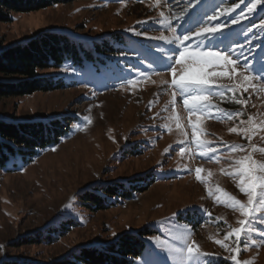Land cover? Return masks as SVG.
<instances>
[{
	"label": "rangeland",
	"instance_id": "obj_1",
	"mask_svg": "<svg viewBox=\"0 0 264 264\" xmlns=\"http://www.w3.org/2000/svg\"><path fill=\"white\" fill-rule=\"evenodd\" d=\"M177 3L74 0L11 13L10 21L0 22V41L6 44L46 29L89 38L119 30L130 36L124 43L125 53L105 57L102 65L93 62L58 69L71 87L0 97V117L78 120L71 123L67 138L31 163L0 171V262L44 264L82 244L113 241L125 232L151 226L156 233L146 237L147 247L134 264H264V188L257 187L251 218L230 207L228 199L232 196L247 204L249 193L240 190L238 160L251 157L247 163L264 164V14L258 17L264 1L240 0L233 6L237 12L220 10L221 24L211 27L218 29L212 34L200 33L195 18L187 25ZM253 4L256 7L249 12ZM256 17L260 20L249 22L248 18ZM161 19L166 22L162 24ZM238 22L246 26L239 33L233 29ZM174 36L181 41L189 36V40L182 46ZM189 44V51L216 52L234 61L204 65L202 70L192 64L189 76L215 81L205 86L203 94L209 95L212 105L205 113L191 112V104H184L187 97L172 83V68L177 69L178 79L184 67L176 58ZM184 64H191L190 58ZM232 68H236L234 75ZM223 71L229 75H213ZM12 78L17 76L7 77ZM199 87L192 86L193 96L202 94ZM193 124L199 130L196 139ZM255 174L264 175V171L257 168ZM143 176L154 182L134 198L107 209L89 208L78 196L97 184L135 182ZM68 217L77 224L58 241L21 244L34 231ZM240 220H246V226ZM238 227H245L239 242L233 233ZM193 242L199 256L189 260L186 247Z\"/></svg>",
	"mask_w": 264,
	"mask_h": 264
},
{
	"label": "trees",
	"instance_id": "obj_2",
	"mask_svg": "<svg viewBox=\"0 0 264 264\" xmlns=\"http://www.w3.org/2000/svg\"><path fill=\"white\" fill-rule=\"evenodd\" d=\"M72 1L74 0H0V22L10 21L11 13H27ZM238 1L240 0H227L225 3L222 0H176L179 4L178 8L182 10L183 18L187 19V25L195 18L198 20L195 26L207 29L220 23L217 18L220 10L231 8L237 12L233 6ZM259 11L258 17L264 14V7ZM168 12L172 13L170 10ZM214 16L216 19H210ZM258 17L248 18L249 22L260 20ZM244 26L245 23L238 22L233 29L238 32ZM170 29L171 27H168L169 31ZM119 35L120 38H117ZM134 36L132 35L131 39ZM129 39L130 36L120 30L89 38L62 30L46 29L19 42L6 44L0 41V76H2L0 97L23 96L37 91L63 90L71 87L62 73L56 72L58 69L93 62L102 65L106 63L103 62L105 57L125 53L124 43ZM148 45L147 43L143 46L148 47ZM46 70L52 72H43ZM121 72L122 70L118 71ZM153 73H149L148 76ZM12 76L17 78L7 79ZM66 120L72 122L68 123ZM76 122L78 120L71 116L35 120L0 117V171L18 170L31 163L42 151L58 145L62 139L67 138L72 130L71 123ZM132 153H135V150ZM153 182L154 178L147 179L145 176L135 182H131L130 179L116 180L97 184L98 186L93 189H85L78 196L85 201L83 205L94 210H103L124 199L134 198L138 191L147 187V183ZM76 224V219L68 217L58 225L34 231L26 236L27 238H23L21 244H52L66 235ZM154 231L151 226H144L135 232H125L113 241L82 244L44 264H134L147 247L146 237L156 233ZM0 264L37 263L12 259L4 260Z\"/></svg>",
	"mask_w": 264,
	"mask_h": 264
},
{
	"label": "snow or ice",
	"instance_id": "obj_3",
	"mask_svg": "<svg viewBox=\"0 0 264 264\" xmlns=\"http://www.w3.org/2000/svg\"><path fill=\"white\" fill-rule=\"evenodd\" d=\"M255 7L256 5L253 4L249 8V12H251L252 9ZM226 11H231V9H228ZM160 15L161 17H164V13H161ZM210 19L214 20L216 19V17L214 16V17H211ZM160 22L163 24L166 21L165 19H161ZM236 22L237 21L233 20V23H236ZM217 30H218L217 28H213V29L201 28L200 33L207 32L209 34H212V33H215ZM172 31L173 33H175V29H172ZM200 33H197L196 36L199 37ZM160 39L168 40L170 38L161 36ZM188 40H189V36L183 37V41H188ZM174 41L184 46L183 41H181L180 37L174 36ZM190 47H191V44L185 46L184 51L180 52L179 58H176V63L178 65H184V67L181 69L178 79L176 78L177 69L172 68V73H173L172 83L180 90V93L182 95L187 97L184 100V104L186 106L191 104V112L205 113L208 109L212 107L209 95L203 94L207 90L205 86L213 84L215 83V81H209L205 78H195V77L189 76L188 74L192 71V64L199 65L202 70L204 65L215 66L216 63H220V62H224L226 65H230V64H233L234 61L231 60L228 56H222L216 52L189 51L188 48ZM185 58H190L191 64H184ZM235 73H236V68H232L231 74L234 75ZM213 75L228 76L229 72L223 71L220 73H213ZM244 79L247 80L248 77L244 76ZM193 85L200 86L198 90L202 93L201 95H197V96L192 95ZM220 95H223V93H220ZM237 103H244V101H237ZM218 113L221 114L222 116H226L228 119L232 118V115L230 113L224 112L223 110L218 109ZM197 120H199V116L197 117ZM192 127H193L192 136H193V139H196L197 133L199 130L197 129L195 124H193ZM229 131L236 132L237 129L230 128ZM244 131L246 133H250L251 129H246ZM250 138L251 136L249 135V139ZM201 143L206 144L207 142H201ZM262 151H264V149H262ZM203 154L204 153H202V155ZM250 159L251 157H246L245 159L237 161V164H239V168L237 169V171L241 173L240 190L242 192L249 193L247 204L242 203L240 200H237L235 197H232V196L228 197V199L231 201V204L229 206L233 208L238 207L242 215L246 218H251L255 212L254 198L257 196V187L259 186L260 188H264V175L258 176L255 174L257 171V168H259L260 171H264V164L257 165L255 161H252L251 163H247L246 161ZM195 172H196V179L197 180L202 179L201 169L197 168ZM224 195H227V194L225 193ZM239 223L241 226H246V220H240ZM244 231H245V227H238V228L233 229V233L236 235L238 242L243 239L241 234ZM231 234L232 233H230L229 235ZM181 239H184V237H181ZM216 243L222 244V246L226 247V245H223L222 241L217 240ZM245 243L247 242L245 241ZM186 251H187V256L189 260L198 259L199 252L194 242L192 244H187ZM232 259L234 261H237L236 256H232ZM237 264H240V262L237 261ZM245 264H247V262H245Z\"/></svg>",
	"mask_w": 264,
	"mask_h": 264
}]
</instances>
